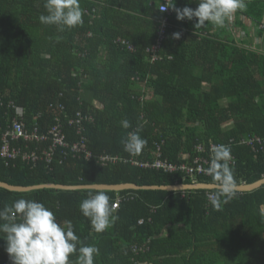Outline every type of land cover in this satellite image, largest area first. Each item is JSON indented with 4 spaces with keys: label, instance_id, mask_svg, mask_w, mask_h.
<instances>
[{
    "label": "trees",
    "instance_id": "1",
    "mask_svg": "<svg viewBox=\"0 0 264 264\" xmlns=\"http://www.w3.org/2000/svg\"><path fill=\"white\" fill-rule=\"evenodd\" d=\"M79 2L83 24L59 31L39 21L47 15L45 0H0V140L17 106L23 108L28 128L45 132L58 123L67 142L84 137L93 156L73 157L57 147L49 165L43 160L31 165L21 155L0 157L1 181L24 186L191 182L181 172L98 162L105 153L133 156L121 141L137 127L147 140L134 156L138 159L152 160L159 143L163 159L180 163L196 155V145L212 141L230 146L237 185L264 177L263 153L237 142L252 134L264 138V54L219 40L220 35L211 34L214 24L195 28V20H178L170 9L161 58L151 61L147 48L155 44L164 16L159 0ZM259 2L264 0H250ZM176 6L198 5L176 0ZM205 33L209 36L196 39ZM119 37L134 49L118 42ZM77 112L91 117L81 121V133L68 123ZM123 120L131 128H123ZM16 144L22 151L40 152L50 141L21 139ZM198 181L213 182L203 175ZM89 190L0 187V208L20 198L43 203L61 223L70 221L85 245L99 248L94 264H264V184L237 191L219 210L207 198L216 189L188 190L184 197L181 191L122 190L135 197L120 204L114 213L119 219L102 233L93 230L79 208ZM104 191L112 203L116 191ZM5 249L0 238V264H12ZM77 255L70 256L73 264Z\"/></svg>",
    "mask_w": 264,
    "mask_h": 264
},
{
    "label": "clouds",
    "instance_id": "2",
    "mask_svg": "<svg viewBox=\"0 0 264 264\" xmlns=\"http://www.w3.org/2000/svg\"><path fill=\"white\" fill-rule=\"evenodd\" d=\"M196 3V8H180L176 6V0H165L159 10L171 9L181 21L195 20V28L204 27L208 22L223 28L238 10L243 11L247 7L245 0H196ZM44 7L47 15L39 16L42 24L56 25L59 31L83 24V9L79 0H45ZM180 35L179 32L173 33L176 39ZM121 124L125 129L131 128L128 120H123ZM141 130L137 127L121 141L130 155H140L147 145V140L140 135ZM232 159L230 146L215 145L211 148L207 175L216 183L217 189L209 200L217 210L237 195ZM79 208L90 219L97 233L106 231L119 219L114 214L115 207L110 203L109 195L102 189H90ZM261 212L264 213V206ZM0 233H3L0 238L6 242L5 250L12 264H73L70 256L76 253L75 264H94V258L100 253L95 245L83 243L70 221L61 223L43 203L25 198L0 208Z\"/></svg>",
    "mask_w": 264,
    "mask_h": 264
},
{
    "label": "built area",
    "instance_id": "3",
    "mask_svg": "<svg viewBox=\"0 0 264 264\" xmlns=\"http://www.w3.org/2000/svg\"><path fill=\"white\" fill-rule=\"evenodd\" d=\"M165 0H159L158 9L161 7V3H164ZM160 11V10H159ZM170 9L161 12L164 16L160 20V26L157 34V39L155 44L151 48H147V51L151 54V61H155L161 58V55L158 54V51L161 47V42L165 36V30L168 24L166 14H168ZM118 42L127 46L129 50H133L134 46L127 40L123 38H118ZM14 106V105H13ZM63 108L62 105H60ZM16 115L13 116L10 125L3 132L0 140V157L7 159H15L18 155L22 156V159L31 165L36 164L38 160H43L47 165H49L53 159L55 154V149L57 147L66 148L64 151L65 154L69 153L73 157H84L85 159L92 158L93 154L88 149L85 138L81 137L79 140L75 142H67L62 132L61 125L58 123L53 124L47 131L40 132L37 127L28 128V125L25 120L24 110L21 107L14 106ZM91 117H85L80 112L76 113V116L70 118L68 123L73 124L77 127L78 133H81L83 130V126L81 125V121L84 119H90ZM23 140L25 142L36 141V142H45L50 141V144L47 148H43L40 152L37 149L30 151H22L21 146H17L18 140ZM17 141V142H16ZM230 141H234L231 139ZM238 144H243L249 146L255 152H262L264 155V138L259 135L252 134L241 136L237 141ZM215 145H223L221 143L209 142L207 145L202 143L195 146L196 155L191 157V159L182 161L180 163L169 162L166 159L161 157V144L156 143L155 149L152 151L154 158L141 160L137 157H125L120 155H112V154H101L98 156V162L102 165L107 164H116L119 162L130 163L134 166H138L140 168L145 169H154L162 172H181L183 174V178H190L191 182L189 183H200L198 181L199 176H209L207 175V168L210 165L211 159V148ZM184 158H187L189 154H183ZM231 165H234L235 158L233 155ZM184 183V182H183ZM215 183V182H210ZM246 183V182H242ZM240 183V184H242ZM179 184V183H176ZM216 184V183H215ZM213 190V189H211ZM188 190H182V197L186 195ZM242 192V191H240ZM215 192L209 191L207 192L208 202L209 196L214 195ZM135 194L132 192L120 193V191H116V195L112 201V204L115 207V210L119 208L120 204L123 201L133 199ZM144 219H139L138 223L142 224ZM137 247H134L136 250Z\"/></svg>",
    "mask_w": 264,
    "mask_h": 264
},
{
    "label": "crops",
    "instance_id": "4",
    "mask_svg": "<svg viewBox=\"0 0 264 264\" xmlns=\"http://www.w3.org/2000/svg\"><path fill=\"white\" fill-rule=\"evenodd\" d=\"M245 2L247 4L245 10H238L223 28L214 25L211 28V34L216 33L220 35L217 39L235 43L247 51L264 54V2L254 5L250 4V0H245ZM251 6L255 9H251ZM259 7L261 11H259ZM186 36L188 38L191 35L187 34ZM200 36H209V34L196 35V39H199ZM203 87L208 88L209 85L203 83Z\"/></svg>",
    "mask_w": 264,
    "mask_h": 264
},
{
    "label": "water",
    "instance_id": "5",
    "mask_svg": "<svg viewBox=\"0 0 264 264\" xmlns=\"http://www.w3.org/2000/svg\"><path fill=\"white\" fill-rule=\"evenodd\" d=\"M264 184V177L252 182L238 184L237 191H252ZM0 187L17 192H25L34 189L54 188L62 190H77V189H102L110 191H122V190H139V189H161L167 191H182V190H211L217 189L215 183L200 182V183H179L172 185H137L134 183H119V184H83V185H65L57 183H42L35 185H14L0 180Z\"/></svg>",
    "mask_w": 264,
    "mask_h": 264
}]
</instances>
